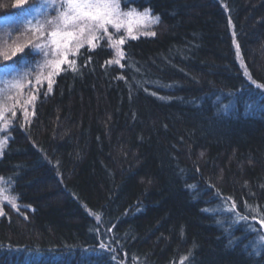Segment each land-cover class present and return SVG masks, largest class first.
<instances>
[{
    "label": "trees",
    "instance_id": "16d2710c",
    "mask_svg": "<svg viewBox=\"0 0 264 264\" xmlns=\"http://www.w3.org/2000/svg\"><path fill=\"white\" fill-rule=\"evenodd\" d=\"M119 2L155 35L83 45L28 106L0 93V264H264V0Z\"/></svg>",
    "mask_w": 264,
    "mask_h": 264
},
{
    "label": "rangeland",
    "instance_id": "374dc122",
    "mask_svg": "<svg viewBox=\"0 0 264 264\" xmlns=\"http://www.w3.org/2000/svg\"><path fill=\"white\" fill-rule=\"evenodd\" d=\"M97 2L118 3L119 9L113 16L114 23L105 25L108 29L107 33H105L103 28L90 33L86 32L82 38L83 45H89L88 40L93 35L98 37V39L107 34H109V37L110 33L122 34L121 36L149 35L157 25V23L151 22L153 16L150 13L148 16H144L145 11L132 8L124 9L121 7L119 0H97ZM63 3L64 0H54V3H45L44 0H25L24 5L18 6L16 0L13 6L16 9H21L22 17H17L18 13H15L14 16L3 15L0 18V46L9 35L12 38L15 37V39L23 37L26 41L16 46H28L31 51L33 50L36 53L35 62H29L26 71H16L15 75L10 79L4 78L5 81H0V93L6 95L11 92L12 96L15 97L13 101L18 107H23L20 106V102L22 105L28 106L33 101V96L36 97L37 93L42 89L47 90L49 88L48 75L50 72H54V62L62 59L60 51H63V49L60 51L56 50V46L51 43L52 38L49 33L56 30L60 23L57 17L60 12L64 11ZM48 21H52V23H48ZM116 22L120 24L119 28L114 26ZM129 28L132 29L131 34L128 31ZM95 42H97V39L92 41L93 44ZM36 45H41L42 47L36 48ZM76 51V43L73 42L70 50H68V60ZM10 55L12 54L10 53ZM55 75H53L52 79H54ZM38 78L40 80L39 84L37 83ZM3 119H5V115L2 116V113H0L1 124ZM3 129L0 130V143ZM0 187H3L1 183ZM1 202L2 200H0V207Z\"/></svg>",
    "mask_w": 264,
    "mask_h": 264
},
{
    "label": "snow or ice",
    "instance_id": "6c2138e0",
    "mask_svg": "<svg viewBox=\"0 0 264 264\" xmlns=\"http://www.w3.org/2000/svg\"><path fill=\"white\" fill-rule=\"evenodd\" d=\"M45 3H54V0H44ZM25 0H17V5L21 6L24 5ZM64 11L59 13V16L57 19L59 20V25L57 26V29L50 32L49 36L52 38L51 43L56 46V50L60 51L63 49V51H60V55L62 56V59L57 60L54 62V72H50L48 75V87L49 91L51 90L52 83H54V80L52 79L54 74H59V72L62 70L61 65L64 63H68L70 67H73V70H75V64L76 61L68 60V50H70V46L73 42L76 43V50L78 51L80 47L83 46L82 38L84 37L86 32H93L95 30L103 28L105 33H107L108 29L105 27L106 24H112L113 16L117 13V10L119 9L118 3H99L97 0H64L63 3ZM150 12V9H145L144 16H148ZM159 16H155L152 18V23H158L159 22ZM48 23H52V21H48ZM62 25V27H61ZM115 27L119 28L120 24L116 22L114 24ZM129 33L131 34L132 29H128ZM151 35H155V33H150ZM135 36H132V39H135ZM98 39L95 35H93L89 40L88 44L91 47H94L95 45L92 43L93 40ZM110 44L111 46L115 47L117 50V56L120 58H123L124 53L119 49V45H122L125 43V39L121 38L120 40H112L111 36H109ZM36 48L42 47L41 45H36ZM23 46H16L13 51L12 55L15 56L18 52H23ZM47 55V53H45ZM237 55L239 56V49H237ZM5 59H8L7 56H5ZM106 63H120V59H116L114 61H108ZM247 74V73H246ZM122 78V77H121ZM37 83H40V80L38 78ZM15 86V85H13ZM36 97L33 96L32 100H35ZM25 118H27V110L25 109ZM13 115H15V112H13ZM0 181H3V178L0 177ZM0 200L6 201L8 204H11L13 208H16L17 205L15 203L16 198L10 197L6 195V189L3 187H0ZM236 207L235 204L231 206L229 211L234 210ZM0 215H3L2 208H0ZM97 219L99 220V216H97ZM240 219H245V217H240ZM262 227H264V219H261L259 221ZM261 241H264V236L260 237Z\"/></svg>",
    "mask_w": 264,
    "mask_h": 264
}]
</instances>
